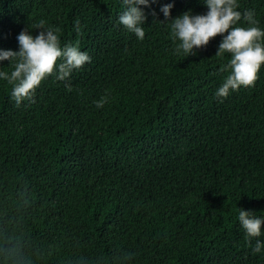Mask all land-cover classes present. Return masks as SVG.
I'll use <instances>...</instances> for the list:
<instances>
[{"label":"trees","instance_id":"1","mask_svg":"<svg viewBox=\"0 0 264 264\" xmlns=\"http://www.w3.org/2000/svg\"><path fill=\"white\" fill-rule=\"evenodd\" d=\"M204 2L138 5L141 40L119 22L124 0H0V50L44 21L90 57L65 80L58 59L19 104L0 79V264H264V224L249 243L238 219L264 220V64L252 86L216 95L223 36L189 55L171 30ZM237 5L264 31V0Z\"/></svg>","mask_w":264,"mask_h":264},{"label":"clouds","instance_id":"2","mask_svg":"<svg viewBox=\"0 0 264 264\" xmlns=\"http://www.w3.org/2000/svg\"><path fill=\"white\" fill-rule=\"evenodd\" d=\"M148 3L149 0H124L126 9L119 17V22L141 40L145 36L142 27L145 14L138 5L148 6ZM204 4L208 9L206 14L192 15L189 10L170 20L172 36L180 41L177 53L183 51L189 55H194V48L207 45L215 36H223L216 55L231 53V59L222 69L230 70V74L216 92L218 97L223 98L228 96L230 89L236 90L240 86L250 87L254 84L257 73L264 64V44L261 43L264 31L255 26L257 21L252 11L247 10L242 16L236 10L237 0H205ZM172 7V4H167L161 8L166 20ZM241 19L249 26H234ZM36 29L40 31L35 37L28 30L20 32L17 36L19 51L0 50V60L16 61L10 75L0 72V79H5L12 85L11 96L17 104L29 97L32 90L53 73L58 59L62 60L58 67V80L67 79L73 69L90 62L88 54L80 51L78 45L67 44L60 47L58 29H46L44 21ZM225 33L227 34L224 35ZM66 87L71 90L70 86ZM106 102L107 97H103L95 104L97 108H101ZM238 219L249 243L251 238L261 235L264 220L243 209L239 210ZM262 247L264 244L257 240L253 252L259 253Z\"/></svg>","mask_w":264,"mask_h":264}]
</instances>
